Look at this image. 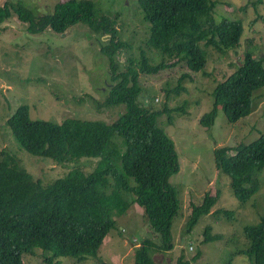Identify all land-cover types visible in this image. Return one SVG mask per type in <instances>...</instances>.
<instances>
[{
    "label": "trees",
    "instance_id": "obj_1",
    "mask_svg": "<svg viewBox=\"0 0 264 264\" xmlns=\"http://www.w3.org/2000/svg\"><path fill=\"white\" fill-rule=\"evenodd\" d=\"M144 20L149 24L146 44L159 55L160 62L151 63L145 51L139 59L123 64L117 54L130 43L120 37L118 14L103 12L94 0H62L54 11L37 15L21 2L0 5V24L14 12L27 23L30 33L47 28L64 33L77 23L109 36L102 52L109 60L111 84L101 106H125L124 113L112 123L102 120L68 118L62 122L31 119L28 106L19 107L7 120L13 136L29 154L64 165L83 158L105 159L113 137L125 140L122 169L109 163L105 168L85 174L75 168L52 183L36 180L23 168L8 149H0V264H29L24 255L36 249L50 253L48 264L64 257L79 262L97 259L99 251L116 227V215L131 207L124 193L134 196V202L145 214L159 242L146 238L135 251L134 264H157L155 249L167 253L174 248L172 222L180 209L177 191L170 183L179 170L178 156L171 137L158 124L163 114L172 122L173 111L166 104L163 110L146 107L139 102L143 92L141 75H157L183 63L192 73H200L208 64L212 47L224 54L239 45L244 32L241 21L223 17L216 21L214 0H138ZM264 89V60L247 51L241 65L220 82L212 93V110L200 122L211 127L223 108L231 123L250 116L255 94ZM184 91L180 84L175 94ZM168 98V97H167ZM217 170L231 178L237 201L249 203L260 190L258 174L264 170V132L249 143L217 147L214 152ZM219 196L206 194L199 205L191 204L186 224L189 232L200 218L209 214ZM229 217L233 211L218 209ZM204 242L217 241L208 225ZM243 249L237 251L252 264H264V215L256 224L243 226ZM201 254L192 258L200 259ZM175 264H190L183 255Z\"/></svg>",
    "mask_w": 264,
    "mask_h": 264
},
{
    "label": "rangeland",
    "instance_id": "obj_2",
    "mask_svg": "<svg viewBox=\"0 0 264 264\" xmlns=\"http://www.w3.org/2000/svg\"><path fill=\"white\" fill-rule=\"evenodd\" d=\"M62 0H0L21 2L35 14L54 11ZM97 7L107 14H118L117 27L120 37L132 48L117 54L123 64L129 59H139L145 51L151 63L160 57L149 49L146 38L149 24L144 20L138 0H94ZM213 16L216 21L223 17L239 20L244 26L239 45L224 54L214 48L208 51V64L204 71L192 73L181 63L157 75H141L143 92L139 102L155 110H163L167 104L173 111L172 122L163 114L158 124L171 137L178 156L179 170L170 178L180 202V209L172 222L171 252L155 249L152 253L157 264H175L183 255L190 264H252L238 255L244 247L243 226L256 224L264 215V170L258 174L260 190L247 204H240L235 197L231 178L217 170L214 152L217 147L249 143L264 132V89L255 94L254 109L250 116L236 123L228 121L220 108L211 127L201 124L200 119L213 108L212 93L216 86L229 77L241 65L247 51L264 60V0H214ZM109 36L96 33L88 25L77 23L66 32L50 28L40 33H30L27 23L20 21L14 12L0 24V149H8L36 180L44 184L66 176L75 168L85 174L99 171L112 163L122 169L125 140L115 136L110 142L105 159L83 158L64 165L51 159L35 157L16 141L7 120L21 106H28L31 119L62 122L77 118L114 122L125 111V106H101L111 84L109 60L102 46ZM180 84L184 91L174 93ZM168 97V98H167ZM206 194L218 195L219 201L209 214L200 218L186 232L191 204L199 205ZM131 207L122 215H116V227L106 237L97 259L79 262L64 257L54 264H134L135 251L146 238L159 242L153 232L145 209L134 202V196L124 193ZM218 209L233 211L231 217ZM212 234H220L217 241L204 242L206 227ZM201 254L200 259L192 258ZM42 249L26 254L29 264H48Z\"/></svg>",
    "mask_w": 264,
    "mask_h": 264
}]
</instances>
